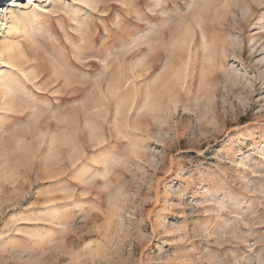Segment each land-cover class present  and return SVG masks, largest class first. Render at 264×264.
<instances>
[{
  "label": "rangeland",
  "instance_id": "374dc122",
  "mask_svg": "<svg viewBox=\"0 0 264 264\" xmlns=\"http://www.w3.org/2000/svg\"><path fill=\"white\" fill-rule=\"evenodd\" d=\"M262 262L264 0H0V264Z\"/></svg>",
  "mask_w": 264,
  "mask_h": 264
},
{
  "label": "bare ground",
  "instance_id": "6f19581e",
  "mask_svg": "<svg viewBox=\"0 0 264 264\" xmlns=\"http://www.w3.org/2000/svg\"><path fill=\"white\" fill-rule=\"evenodd\" d=\"M7 2H9V0H7ZM13 14H14V11L11 8H9L8 13H5V16H4L5 17V21L11 23L10 25L12 27H10V25H9V29L15 28L14 27L15 22H18L22 18L21 16H16V15L13 16ZM9 29L5 32V35L8 33ZM5 35H3V38H5Z\"/></svg>",
  "mask_w": 264,
  "mask_h": 264
},
{
  "label": "snow or ice",
  "instance_id": "6c2138e0",
  "mask_svg": "<svg viewBox=\"0 0 264 264\" xmlns=\"http://www.w3.org/2000/svg\"><path fill=\"white\" fill-rule=\"evenodd\" d=\"M25 2H27V0H25ZM33 2H34V3H39L40 0H33ZM129 127H130V126H129ZM136 131H138V130H136ZM262 264H264V262H262Z\"/></svg>",
  "mask_w": 264,
  "mask_h": 264
}]
</instances>
